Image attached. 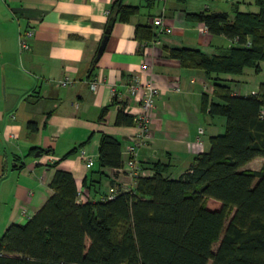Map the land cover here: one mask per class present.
<instances>
[{
  "label": "crops",
  "instance_id": "1",
  "mask_svg": "<svg viewBox=\"0 0 264 264\" xmlns=\"http://www.w3.org/2000/svg\"><path fill=\"white\" fill-rule=\"evenodd\" d=\"M115 1L0 0V236L8 225L23 224L48 199L55 169L72 173L85 193L80 202L133 189L134 178L123 166L124 150L136 129L133 124H115L120 108L130 116L138 109L136 98L126 91L132 75L151 80L159 91L151 114L150 139L137 153L147 176L160 163L164 177L177 178L196 155L209 150V137L224 132L226 118L202 107V96L210 95L211 88L204 72L181 67L167 52L187 47L214 53L228 47L231 40L202 32V23L185 18L186 13L205 9L226 11L217 6L220 1L122 0L137 11L128 21H114L92 67ZM157 16L172 27L171 33L160 34L152 26ZM137 25L149 26L153 37L139 41ZM26 31L31 32L30 47L22 49L20 39ZM243 74L233 76V94L257 91L236 85L246 84L240 79ZM64 78L72 81L71 86L60 87ZM94 78L98 87L91 91ZM203 84L210 87L204 90ZM112 88L117 97H112ZM102 135L118 140L120 168L98 166ZM81 151L93 158L91 169L85 167ZM255 162L261 166L264 159L256 158L245 169L259 170L253 169Z\"/></svg>",
  "mask_w": 264,
  "mask_h": 264
},
{
  "label": "trees",
  "instance_id": "2",
  "mask_svg": "<svg viewBox=\"0 0 264 264\" xmlns=\"http://www.w3.org/2000/svg\"><path fill=\"white\" fill-rule=\"evenodd\" d=\"M248 1L256 11L239 8ZM248 1L230 0L229 12L185 14L237 45L211 54L187 47L167 51L181 67L204 72L212 93L203 94L202 107L226 118L224 132L209 137V150L175 179L164 177L157 163L151 176L134 179L133 189L97 201H78L72 173L55 169L48 199L0 236V264H264V162L259 170L245 169L264 159V83L246 96L231 89L233 76L264 67V0ZM136 11L116 0L109 15L128 21ZM153 35L147 25L135 27L139 41ZM115 124L131 125L132 116L120 108ZM97 164L122 166L113 136L102 135ZM208 199L219 208H207Z\"/></svg>",
  "mask_w": 264,
  "mask_h": 264
},
{
  "label": "built area",
  "instance_id": "3",
  "mask_svg": "<svg viewBox=\"0 0 264 264\" xmlns=\"http://www.w3.org/2000/svg\"><path fill=\"white\" fill-rule=\"evenodd\" d=\"M152 26L156 27L158 33L160 34H169L172 32V27H168L163 23L162 16H157L152 18L151 20ZM202 32L207 33V29L204 25H202ZM31 36L30 31H26L23 33L20 39V46L22 49H28L29 38ZM230 45H237L235 40H231ZM229 45V46H230ZM245 47L250 46V41L247 40L244 44ZM147 68L146 65L142 64L141 69L145 70ZM72 81L64 78L59 81L60 87H69L71 86ZM98 87V81L94 78L90 81L89 88L91 91H95ZM210 86L207 84H203L204 90H207ZM127 94L135 97L137 100V111L132 112V123L136 129V132L129 138L128 144L124 150V154L126 155V159L124 161V168L128 171L129 175L132 178L147 176V173L144 172L140 162L137 159V153L139 148L145 146L147 141L150 139V122H151V114L155 107V100L159 93L158 89L153 85L151 80L141 81L138 75H132L127 84H126ZM175 91H179V88H176ZM118 92L112 88V97H117ZM126 111H130L128 107H126ZM81 155L85 157V167L87 169H91L94 165V160L91 156L85 155L83 151H81ZM84 190L80 189L77 193L78 201H83L85 198Z\"/></svg>",
  "mask_w": 264,
  "mask_h": 264
},
{
  "label": "rangeland",
  "instance_id": "4",
  "mask_svg": "<svg viewBox=\"0 0 264 264\" xmlns=\"http://www.w3.org/2000/svg\"><path fill=\"white\" fill-rule=\"evenodd\" d=\"M197 1V0H194ZM220 1V2H219ZM217 2H219V4L217 5L219 8H221L223 6V8H225L226 11L229 12L230 9V5L228 4V2H226V0H219ZM164 3L166 4V1H164ZM240 9L244 10V11H256L257 8L253 3H245V4H240ZM222 9V8H221ZM228 9V10H227ZM207 52H209L208 54H210V52L212 53V51L208 50ZM261 70L259 72H254L253 69H246L244 74H243V81H246V84L240 85L239 83H237L236 85H238L239 87L245 89V91H252V90H257L259 84L264 83V67H263V63H260V67ZM231 87H235L234 85H231ZM249 88V89H248ZM208 93H212V87L208 90ZM258 162L260 163V160H258ZM258 162H255L253 164V169H260L261 166L259 165ZM258 163V164H257ZM256 167V168H254ZM215 203V204H214ZM206 207L213 210V209H217L220 206V202L213 200V199H208L205 203ZM216 205V207H215ZM217 247V244H214L213 249L215 250Z\"/></svg>",
  "mask_w": 264,
  "mask_h": 264
},
{
  "label": "water",
  "instance_id": "5",
  "mask_svg": "<svg viewBox=\"0 0 264 264\" xmlns=\"http://www.w3.org/2000/svg\"><path fill=\"white\" fill-rule=\"evenodd\" d=\"M113 23H114V18H110L108 23H107V25H106V27H105V29H104V34H103L102 39L100 41V44H99V47L97 49L96 55H95V57H94V59L92 61V67L95 66L98 58L100 57V55L102 54V52H103V50H104V48L106 46V43L108 41V37H109V34H110V31H111ZM39 155H40L39 152H36L35 157H37Z\"/></svg>",
  "mask_w": 264,
  "mask_h": 264
}]
</instances>
